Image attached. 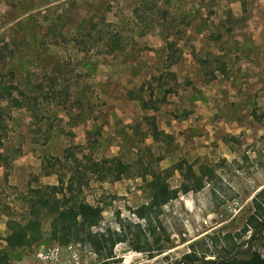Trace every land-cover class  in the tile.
Returning <instances> with one entry per match:
<instances>
[{"label": "rangeland", "instance_id": "rangeland-1", "mask_svg": "<svg viewBox=\"0 0 264 264\" xmlns=\"http://www.w3.org/2000/svg\"><path fill=\"white\" fill-rule=\"evenodd\" d=\"M0 90L17 100L0 99L3 237L10 217L26 218L30 189L67 181L68 154L149 161L158 144L147 119L174 138L154 168L183 158L206 180L163 207L161 253L134 251L133 233L106 260L80 244L1 242L11 264H182L191 251L210 260L264 188V0H0ZM138 176L87 174L80 196L102 209L94 230L140 222L132 212L150 193Z\"/></svg>", "mask_w": 264, "mask_h": 264}, {"label": "trees", "instance_id": "trees-1", "mask_svg": "<svg viewBox=\"0 0 264 264\" xmlns=\"http://www.w3.org/2000/svg\"><path fill=\"white\" fill-rule=\"evenodd\" d=\"M171 42H167L170 49ZM175 46V45H174ZM219 72L224 73V69ZM0 99L17 102L11 94L0 90ZM143 109H148L146 101L141 102ZM4 110L0 107V166L4 157L1 152L5 136ZM148 136L153 144H158L157 154L152 147L146 148L149 161L141 155L136 166L124 161L120 156L95 161L92 157L80 154L77 158L73 153L64 159L72 157L73 166L68 168L69 177L66 182L59 179L58 186H44L30 189L26 195V218L10 217L6 222L8 233L0 234V243L4 242L9 249L30 248L45 239L61 246L80 244L88 247L94 254L103 259L113 257L114 247L128 241L129 234L133 233L136 252H163L160 245V236L165 233L159 216L164 206L176 200L179 194L196 193L206 184L202 171L196 173L194 165L181 158L172 166L157 171L154 165L171 154L172 135L160 130L154 118L147 119ZM140 156V155H139ZM178 174L181 178L179 187H172L169 180ZM87 174L97 181L109 183L137 176L145 183L150 193V200L133 210L132 214L140 221L131 223L128 220H119L118 230L109 227L96 231L102 221V209L81 198ZM133 229L134 231H131ZM251 232L248 240L238 243L242 236ZM225 246L214 257L207 260L201 258L194 251L183 256L182 264H264V255L258 247L264 243V188L251 200V211L244 227L235 234L223 236ZM168 241V238H166ZM0 264H11L8 252H0Z\"/></svg>", "mask_w": 264, "mask_h": 264}, {"label": "built area", "instance_id": "built-area-1", "mask_svg": "<svg viewBox=\"0 0 264 264\" xmlns=\"http://www.w3.org/2000/svg\"><path fill=\"white\" fill-rule=\"evenodd\" d=\"M71 247H72V246H71V245H69V246H67V249H71ZM93 256H94V254H93Z\"/></svg>", "mask_w": 264, "mask_h": 264}]
</instances>
